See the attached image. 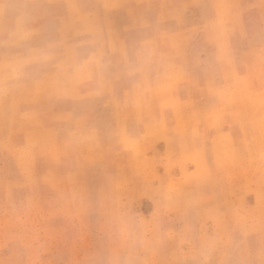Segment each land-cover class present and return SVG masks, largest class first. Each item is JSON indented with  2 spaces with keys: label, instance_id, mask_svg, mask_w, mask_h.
<instances>
[{
  "label": "rangeland",
  "instance_id": "obj_1",
  "mask_svg": "<svg viewBox=\"0 0 264 264\" xmlns=\"http://www.w3.org/2000/svg\"><path fill=\"white\" fill-rule=\"evenodd\" d=\"M0 95V264H264V0H0Z\"/></svg>",
  "mask_w": 264,
  "mask_h": 264
},
{
  "label": "crops",
  "instance_id": "obj_2",
  "mask_svg": "<svg viewBox=\"0 0 264 264\" xmlns=\"http://www.w3.org/2000/svg\"><path fill=\"white\" fill-rule=\"evenodd\" d=\"M67 6H69V5L67 4ZM81 6H83V5H81ZM76 12H77L76 9H72V10H70V9L67 10L66 9L65 10V13L62 14L61 17H60V19H59V21H61V29H62V32L60 30H57V31H55L54 33L51 34V37H63V36L66 37V35L68 36V28H66L67 29V33H66V29H65V26H64V21L66 19H69L70 15L71 14L73 15ZM84 12H85V10H82L81 11V13H84ZM77 16L78 15L74 16V20H75V18H77ZM19 19H20V21H23L25 19L24 15H22V13L19 14V15H14L13 18L11 19V21H17ZM94 34L96 36L101 37V38H102V36H104V33L102 31H100L99 28L95 30V33ZM51 51H57V50H51ZM20 52H21L20 50L11 51V53H20ZM24 53L31 54L32 51L28 50V51H26ZM107 68H108V66L106 65V68L104 67L105 71L107 70ZM100 70L102 72V70H103V67L102 66H100ZM47 75L48 76L43 75V77L42 76H36V77H30V78L28 77L26 80H22L21 81L20 86L21 87H26L27 89H31L32 87H35V86H38L39 87L40 85L41 86H48V85H51L52 84L51 82H53V84L55 82L56 85H58V86L61 87V90H64L63 93L61 94V96L71 95L69 93V91H67L66 88L67 87H72L74 85V82L72 81L74 79L73 78V74L68 79H63V76L61 74H59V70H53V72H51L50 74H47ZM74 87H73L72 93H74V91H75V88ZM39 90H42V89L38 88L37 89V92ZM28 92H29V90H28ZM3 100H4L3 95L2 96L0 95V115L3 113L4 120H5L4 123H6V118H8V116H5V113H4L5 112V107H4V104L2 102ZM31 100H39V98L38 97H33V98H31ZM43 100H45V99H43ZM12 115L13 114L11 113L10 114V118H11Z\"/></svg>",
  "mask_w": 264,
  "mask_h": 264
}]
</instances>
